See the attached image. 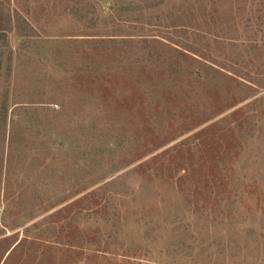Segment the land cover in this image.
Returning <instances> with one entry per match:
<instances>
[{
    "label": "rangeland",
    "instance_id": "obj_1",
    "mask_svg": "<svg viewBox=\"0 0 264 264\" xmlns=\"http://www.w3.org/2000/svg\"><path fill=\"white\" fill-rule=\"evenodd\" d=\"M77 1L11 0L0 264H264V0Z\"/></svg>",
    "mask_w": 264,
    "mask_h": 264
},
{
    "label": "trees",
    "instance_id": "obj_2",
    "mask_svg": "<svg viewBox=\"0 0 264 264\" xmlns=\"http://www.w3.org/2000/svg\"><path fill=\"white\" fill-rule=\"evenodd\" d=\"M85 1V2H84ZM101 0H79L74 4L67 6L66 10L73 15H79L81 18H88L90 13L96 9L95 4ZM84 2V3H83ZM119 0H111L110 9L114 10ZM167 0H145L146 8L158 7L167 3ZM84 4V5H81ZM132 3L128 4L127 9ZM124 7L120 10H123ZM118 10V9H117ZM24 11L12 6L11 0H0V77L4 63H12L13 49L9 43V33L16 31L23 37L22 43H31V39L37 34V28ZM30 12V11H29ZM121 15V14H120ZM92 21V18H91ZM9 120L8 97L3 95L0 89V125L6 129Z\"/></svg>",
    "mask_w": 264,
    "mask_h": 264
}]
</instances>
